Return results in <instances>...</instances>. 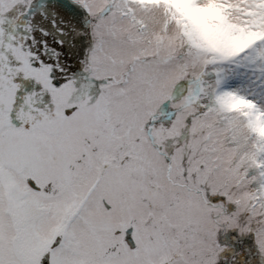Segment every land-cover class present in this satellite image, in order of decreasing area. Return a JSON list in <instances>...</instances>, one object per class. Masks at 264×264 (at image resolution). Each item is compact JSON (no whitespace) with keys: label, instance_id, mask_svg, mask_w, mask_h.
Segmentation results:
<instances>
[{"label":"snow or ice","instance_id":"obj_1","mask_svg":"<svg viewBox=\"0 0 264 264\" xmlns=\"http://www.w3.org/2000/svg\"><path fill=\"white\" fill-rule=\"evenodd\" d=\"M0 264H264V0H0Z\"/></svg>","mask_w":264,"mask_h":264}]
</instances>
